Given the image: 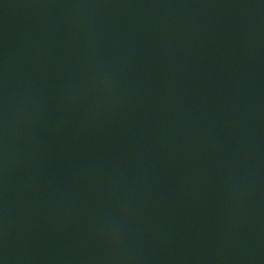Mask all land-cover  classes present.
<instances>
[{"label":"water","instance_id":"95a60500","mask_svg":"<svg viewBox=\"0 0 264 264\" xmlns=\"http://www.w3.org/2000/svg\"><path fill=\"white\" fill-rule=\"evenodd\" d=\"M0 264H264V0H0Z\"/></svg>","mask_w":264,"mask_h":264}]
</instances>
